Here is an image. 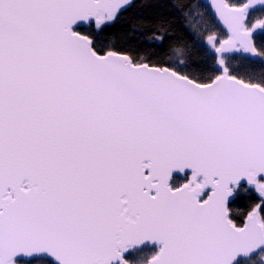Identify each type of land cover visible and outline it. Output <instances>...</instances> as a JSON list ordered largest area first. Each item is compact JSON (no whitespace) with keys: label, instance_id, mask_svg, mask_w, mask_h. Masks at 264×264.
Here are the masks:
<instances>
[{"label":"snow or ice","instance_id":"snow-or-ice-1","mask_svg":"<svg viewBox=\"0 0 264 264\" xmlns=\"http://www.w3.org/2000/svg\"><path fill=\"white\" fill-rule=\"evenodd\" d=\"M124 17L146 53L99 46ZM259 174L264 0H0V264H264Z\"/></svg>","mask_w":264,"mask_h":264},{"label":"trees","instance_id":"trees-1","mask_svg":"<svg viewBox=\"0 0 264 264\" xmlns=\"http://www.w3.org/2000/svg\"><path fill=\"white\" fill-rule=\"evenodd\" d=\"M182 2V0H181ZM189 4H198L200 0H187ZM171 5L168 3H161L158 5H151L147 9V11H165L167 15H175L177 17V22L174 23L173 27L176 28V40L173 43V47H187L186 44L182 43L180 40L181 37V29L179 26V15L178 13H175L174 11L169 13L166 10L170 8ZM150 18V17H149ZM128 23H127V17H124L121 19V21H118L116 25L111 29L110 32H103V33H97V41L99 46L101 47H116L120 49L130 48L139 52H147L148 46L146 37L150 29L145 30L141 33H137L135 35H128ZM82 31H95L92 27H87L82 29ZM165 52L161 53L160 58L169 60V62L178 63L180 57V54L174 52L172 48L169 47V41H165L164 44ZM210 55V53H209ZM193 59L200 60L201 55L197 53H192ZM211 63V61H209ZM237 70L241 72L243 75H259L260 69L259 65L256 66L255 71L253 72H244L243 68L240 66H237ZM181 181L178 178L173 179L172 181V187H178ZM258 199L256 194L246 189L245 187H240L235 192L234 199L232 200L231 204L228 206V209L230 211V216L233 218L234 222L238 225L243 224V221L245 219V213L249 209L250 205L255 203ZM151 251V249H149ZM145 257L148 255L146 252Z\"/></svg>","mask_w":264,"mask_h":264},{"label":"water","instance_id":"water-1","mask_svg":"<svg viewBox=\"0 0 264 264\" xmlns=\"http://www.w3.org/2000/svg\"><path fill=\"white\" fill-rule=\"evenodd\" d=\"M209 2H210V0H209ZM79 27L82 28L83 25L80 24ZM85 28H87V27H85ZM189 174H190V173H188L187 170H186V173H185L184 175H181L179 172H173V174H172V179H173V178H182V177H184L185 175H189ZM172 179H171L170 182H169L170 185H171ZM256 179H257L258 182H264V174H259V175L257 176ZM233 187H234L233 194H232L231 196H229V197L227 198V201H226V207H227V209H228V206L231 204L232 200L234 199L235 192H236L237 189L240 188V187H245L246 189L253 191V192L256 194V196L258 197V199H260V197L258 196V194H257L256 191H255V187H254V185H249L248 182H247V179H246V178H241V180L238 181V185H237V186H232V185H230V188H233ZM153 247H154V246H153Z\"/></svg>","mask_w":264,"mask_h":264},{"label":"flooded vegetation","instance_id":"flooded-vegetation-1","mask_svg":"<svg viewBox=\"0 0 264 264\" xmlns=\"http://www.w3.org/2000/svg\"><path fill=\"white\" fill-rule=\"evenodd\" d=\"M187 177H188V175H185L184 177H182V178H178L180 181H181V183L182 182H184V181H186L187 180ZM173 179H175V178H173ZM173 181V180H172ZM149 249H151V248H149Z\"/></svg>","mask_w":264,"mask_h":264},{"label":"rangeland","instance_id":"rangeland-1","mask_svg":"<svg viewBox=\"0 0 264 264\" xmlns=\"http://www.w3.org/2000/svg\"><path fill=\"white\" fill-rule=\"evenodd\" d=\"M171 186H172V183H171Z\"/></svg>","mask_w":264,"mask_h":264}]
</instances>
